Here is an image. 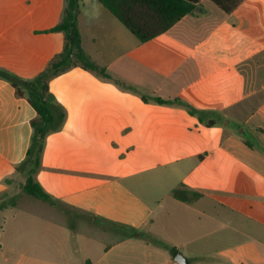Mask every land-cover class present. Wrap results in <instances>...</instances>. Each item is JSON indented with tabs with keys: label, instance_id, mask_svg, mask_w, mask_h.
Wrapping results in <instances>:
<instances>
[{
	"label": "crops",
	"instance_id": "1",
	"mask_svg": "<svg viewBox=\"0 0 264 264\" xmlns=\"http://www.w3.org/2000/svg\"><path fill=\"white\" fill-rule=\"evenodd\" d=\"M183 1L190 13L140 42L97 0H79L81 47L111 79L74 67L49 80L66 119L46 136L36 181L57 203L44 202L55 240L0 246V264H177V254L187 264H264V0ZM63 7L0 0V69L40 73L63 48V33L50 31ZM34 116L0 78V201L24 196L14 167ZM161 185L147 199L136 190ZM179 187L201 196L175 200Z\"/></svg>",
	"mask_w": 264,
	"mask_h": 264
},
{
	"label": "trees",
	"instance_id": "2",
	"mask_svg": "<svg viewBox=\"0 0 264 264\" xmlns=\"http://www.w3.org/2000/svg\"><path fill=\"white\" fill-rule=\"evenodd\" d=\"M108 10L131 34L140 42H146L164 33L184 15L190 13L193 6L183 0H97ZM78 4L79 0H64V7L60 21L50 31L60 32L64 35V44L61 52L55 55L46 67L31 79L20 78L8 71L0 69V78L6 80L14 89L16 97L25 98L35 111V116L30 120L31 136L29 145L22 161L15 165L14 170L23 182L21 191L27 196L56 205L55 201L45 193L36 181V175L41 168V158L46 136L59 131L66 119V111L50 94L48 82L55 76L62 74L71 68L79 67L96 75L111 79L106 70L95 65L84 53L81 47V36L78 28ZM114 82L122 87L135 91L124 85L119 80ZM142 101H152L156 104H182L179 100H164L156 97L141 96ZM191 115H197L202 121L199 112L189 108ZM206 126H213L215 122H205ZM7 181V180H6ZM175 200L192 203L200 198V193L184 187L171 191ZM8 206L15 197H10ZM5 206L0 205V209ZM109 230L117 234L129 237H144L133 229H127L115 223L101 221ZM152 243L167 248L174 257L177 249L165 243L145 235Z\"/></svg>",
	"mask_w": 264,
	"mask_h": 264
},
{
	"label": "rangeland",
	"instance_id": "3",
	"mask_svg": "<svg viewBox=\"0 0 264 264\" xmlns=\"http://www.w3.org/2000/svg\"><path fill=\"white\" fill-rule=\"evenodd\" d=\"M145 175L140 177H145ZM152 176L168 180L161 171L155 172ZM22 182L23 179L19 175L16 176L14 184L19 194L22 192ZM165 188L163 185L159 187L137 186L136 190L139 192L140 198L147 199L151 195L162 192ZM12 193L10 196L15 197L11 201L13 202V206L7 205L11 198L0 201V205L9 207V209L2 208L0 211V226L3 227L2 230L0 229V246L4 247L13 242L15 243L18 239L24 244H35L37 241L38 243L53 242L55 235L51 230L49 222L54 224L56 219L46 212L48 204L46 205L43 201L25 194H23L24 196L17 197V195ZM69 221L72 222L71 220ZM124 228L131 229V227L127 226H124ZM80 235L81 231H78L77 242L81 239Z\"/></svg>",
	"mask_w": 264,
	"mask_h": 264
},
{
	"label": "water",
	"instance_id": "4",
	"mask_svg": "<svg viewBox=\"0 0 264 264\" xmlns=\"http://www.w3.org/2000/svg\"><path fill=\"white\" fill-rule=\"evenodd\" d=\"M174 259L177 264H187L186 259H184V257H182L180 254H177Z\"/></svg>",
	"mask_w": 264,
	"mask_h": 264
}]
</instances>
